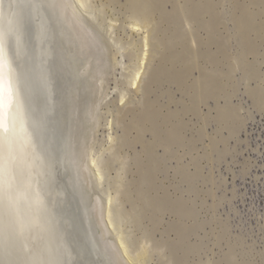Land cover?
Returning a JSON list of instances; mask_svg holds the SVG:
<instances>
[{
    "label": "rangeland",
    "instance_id": "rangeland-1",
    "mask_svg": "<svg viewBox=\"0 0 264 264\" xmlns=\"http://www.w3.org/2000/svg\"><path fill=\"white\" fill-rule=\"evenodd\" d=\"M86 4L108 84L84 152L114 230L147 264H264V0Z\"/></svg>",
    "mask_w": 264,
    "mask_h": 264
},
{
    "label": "bare ground",
    "instance_id": "bare-ground-1",
    "mask_svg": "<svg viewBox=\"0 0 264 264\" xmlns=\"http://www.w3.org/2000/svg\"><path fill=\"white\" fill-rule=\"evenodd\" d=\"M71 3L81 25L83 60L80 63L88 69L85 90L79 96L77 106L78 129L81 121L84 131L80 150L81 162L88 172L87 182L92 199L99 203L101 223L113 247L116 263L147 264V250L138 248L132 252L127 236L114 230L110 207L106 204L109 199H102L98 187L96 191L93 183L92 176L97 172L93 159L97 161V158L89 160L92 157H88L84 152V147L90 146L86 147L84 135L87 134L88 125L90 130L92 124L96 123V114L100 107L92 101L96 103V110H89L94 106L89 108L87 101L92 94L97 93L101 97L105 94L103 91L106 92L103 89L108 82V72L104 67V55L107 50L104 49L105 40L102 42L101 32H97L98 28H93L95 15L90 13L93 9L88 5L87 10L86 0H71ZM58 6L61 7L60 0H6L3 7L0 3V48L6 60V78L10 73L14 91V107L8 110L7 114L3 111L4 95L0 91V264H74L73 252L62 227L63 214L51 206L49 201L53 182L52 158L55 153L61 155L63 152V135L58 127L52 125L56 123L51 120V117L55 116L52 111L53 91L47 80L46 69L41 64L40 47V54L34 57L30 46L33 23L37 30L35 41L38 45L42 44L49 34V25H62L64 15L55 14V8ZM2 9H5V12ZM140 26L133 23L131 29L139 32ZM9 42L15 45V59L9 55ZM139 77L140 71L135 74L132 86H138ZM37 96L44 99L42 105L39 104ZM121 99L124 101V98ZM97 124L94 126L99 125ZM90 137H86L87 140H90ZM92 141L90 140V143ZM100 174L102 173H98V178ZM111 202L115 203L113 198L108 205L111 206ZM70 222L75 225L76 232L81 236L84 253L97 256L98 244L84 230L80 216H74L72 213Z\"/></svg>",
    "mask_w": 264,
    "mask_h": 264
},
{
    "label": "water",
    "instance_id": "water-1",
    "mask_svg": "<svg viewBox=\"0 0 264 264\" xmlns=\"http://www.w3.org/2000/svg\"><path fill=\"white\" fill-rule=\"evenodd\" d=\"M6 0H0L1 7ZM61 7L56 13L64 15L62 25L55 26V31L48 34L43 43L35 41L37 30L32 25L30 46L34 57L41 50V64L46 69L47 80L52 88V111L55 116L52 124L63 135L61 155H53V176L50 205L63 214L62 227L73 252L74 264H117L108 235L100 219L99 203L92 199V192L87 182L88 172L80 158L83 144V123L79 121L77 109L80 97L85 90L88 69L82 67L83 60L80 42V22L73 10L71 0H60ZM60 9V10H59ZM5 9H2V11ZM48 27V31H49ZM92 83V82H90ZM90 94V93H89ZM88 94V95H89ZM38 97L40 105L43 98ZM80 216L84 230L98 244V255L84 253L81 236L72 225L71 214Z\"/></svg>",
    "mask_w": 264,
    "mask_h": 264
},
{
    "label": "snow or ice",
    "instance_id": "snow-or-ice-1",
    "mask_svg": "<svg viewBox=\"0 0 264 264\" xmlns=\"http://www.w3.org/2000/svg\"><path fill=\"white\" fill-rule=\"evenodd\" d=\"M54 31H55V26L54 25L50 26L49 34L51 35L52 33H54ZM8 49H9L10 57H12V59H15L16 49L13 42H9ZM5 66H6V60L3 54V50L2 48H0V91H2L4 95L5 107L3 111L7 114L8 110L14 107L13 105L14 91H13V83L11 80L10 73L7 75L6 78Z\"/></svg>",
    "mask_w": 264,
    "mask_h": 264
}]
</instances>
